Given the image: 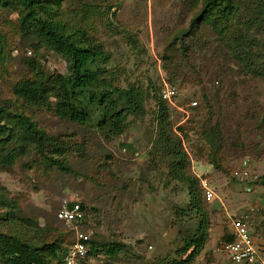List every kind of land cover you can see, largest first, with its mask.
I'll use <instances>...</instances> for the list:
<instances>
[{"label": "rangeland", "instance_id": "rangeland-1", "mask_svg": "<svg viewBox=\"0 0 264 264\" xmlns=\"http://www.w3.org/2000/svg\"><path fill=\"white\" fill-rule=\"evenodd\" d=\"M236 2L244 17L259 24L264 0ZM201 7L193 0L64 4L67 31H85L109 57L100 65L106 70L103 87L134 88L142 95L144 111L128 115L116 134L99 127L97 114L86 125L63 118L52 94L40 106L15 95L23 81L50 84L66 75L67 62L46 49L34 50L37 43L23 37L18 14L0 10V107L24 114L52 139L43 158L22 135L10 142L0 138L1 234L36 247L59 241L66 249L75 231L57 214L81 202L88 224L82 230H93L101 246L121 248L116 257L96 254L91 264H183L196 233L207 241L187 264H232L222 251L232 221L242 220L254 236L262 235L264 70L244 67L208 25L189 36ZM260 27L251 32L262 42L254 54H264ZM31 61L43 70L40 75ZM164 83L177 89L174 104L181 110L160 105ZM192 103H198L196 109ZM162 114L187 155L180 163L183 171L207 180L214 190L212 202L202 195V212L189 207L187 185L170 176L177 163L166 147L163 134L169 131L161 130ZM205 128L219 134L218 146L203 138Z\"/></svg>", "mask_w": 264, "mask_h": 264}, {"label": "trees", "instance_id": "trees-1", "mask_svg": "<svg viewBox=\"0 0 264 264\" xmlns=\"http://www.w3.org/2000/svg\"><path fill=\"white\" fill-rule=\"evenodd\" d=\"M66 2L67 0H0V10L18 14L20 32L23 37L37 43V46H33L34 50L46 49L61 56L67 62L66 75L50 79V84L38 79L23 81L16 86L15 95L27 104L40 106L47 104L49 95L52 94L57 100L56 110L63 118L75 124L86 125L92 121L93 114H97L99 127L108 128L113 134L120 133L128 115H140L144 111L142 95L134 88L109 90L103 87L101 77L105 75L106 70L100 65L107 64L109 57L100 46L91 42L85 31L81 32L71 28L67 31L63 14ZM193 3L202 7L199 17L191 26L192 32L189 36L196 34V29L200 25H208L214 32L213 36L219 39L224 47L235 56L239 55L244 67L251 69L254 73L259 69L264 70V54L253 52L254 49L256 51L259 49V44L262 42L251 33L253 30L260 31V25L264 26V15H259V25L257 21L253 23L248 16L244 17L240 13L236 0H193ZM34 62H29V66L36 69V73L40 75L43 70ZM205 98L207 101L206 96ZM160 105L165 107L164 102ZM161 118L163 125L161 130L163 133L169 131L168 134H163L168 135L166 147L172 150L171 155L176 158L177 163L172 165L170 176L187 185L190 198L189 207L202 212L204 192L201 180L183 171L180 163L187 159V155L180 146V140L178 141L170 130L166 114H162ZM203 133L206 142H209L212 147L218 146L221 141L219 134L207 128ZM18 135H22L25 140L35 146L43 158H47L45 148L52 142V139L40 131L35 123L24 114H15L0 107V138L10 142ZM170 137H174L175 140ZM54 162L59 164V161ZM82 208L85 212L83 205ZM84 226L88 227L87 217L81 230ZM200 227V231L204 229L201 224ZM206 241L205 235L199 236L196 233L192 236L185 250L190 254L183 264L199 256ZM231 241L233 238L229 234L226 242ZM68 248L63 249L59 241L36 247L16 237L0 233L2 264H62ZM91 252V258L100 253L116 257L121 252V248L101 246L93 239Z\"/></svg>", "mask_w": 264, "mask_h": 264}, {"label": "built area", "instance_id": "built-area-1", "mask_svg": "<svg viewBox=\"0 0 264 264\" xmlns=\"http://www.w3.org/2000/svg\"><path fill=\"white\" fill-rule=\"evenodd\" d=\"M177 95L175 87L164 83L161 90V97L164 101L175 106L173 100ZM197 105V103L191 104L192 107H197ZM240 179L245 180L246 176L241 175ZM201 184L206 200L213 201L215 193L211 184L204 179L201 180ZM57 218L75 231L73 244L68 248V253L62 264H91V243L94 232L93 230H81L86 218L81 202H74L71 207L61 210L57 214ZM231 228L234 240L223 245L224 256L233 264H264V251L257 248L246 225L237 220L232 223Z\"/></svg>", "mask_w": 264, "mask_h": 264}, {"label": "crops", "instance_id": "crops-1", "mask_svg": "<svg viewBox=\"0 0 264 264\" xmlns=\"http://www.w3.org/2000/svg\"><path fill=\"white\" fill-rule=\"evenodd\" d=\"M250 233L252 234L254 241L256 242V246L259 250L264 251V231L262 235L254 236V232H252V229H250Z\"/></svg>", "mask_w": 264, "mask_h": 264}, {"label": "clouds", "instance_id": "clouds-1", "mask_svg": "<svg viewBox=\"0 0 264 264\" xmlns=\"http://www.w3.org/2000/svg\"><path fill=\"white\" fill-rule=\"evenodd\" d=\"M162 86V85H161ZM162 90V89H161ZM176 98H177V96H176ZM176 98L173 100V103L175 102V100H176ZM160 99H161V101L162 102H164V103H167L169 106L171 105L170 103H168V102H166V101H164L163 99H162V97H161V92H160ZM198 104V103H197ZM173 106V105H172ZM198 106V105H197ZM174 108H176V109H179V108H177L176 107V105L175 106H173ZM191 108H195V107H192L191 106ZM179 110H181V109H179ZM200 180H202L201 178H200ZM201 186H202V184H201ZM203 189V188H202ZM204 192V191H203ZM204 199L206 200V198H205V195H204ZM215 199V198H214ZM206 202H208L207 200H206ZM212 202V201H211ZM82 204V203H81ZM86 213V212H85ZM234 221H237V220H234ZM234 221H232V223L234 222ZM240 221H242V220H240ZM243 222V221H242ZM63 223V222H62ZM243 224H245L244 222H243ZM246 227H247V225H246ZM232 228L230 227V232H229V234L232 236V238H233V240H234V236L232 235V230H231ZM247 229L249 230V228L247 227ZM249 232H250V230H249ZM251 234V233H250ZM252 235V234H251ZM253 237V236H252ZM231 242H233V241H231ZM226 243H228V242H226ZM256 243V242H255ZM227 259V258H226ZM228 260V259H227ZM228 262L229 263H232V262H230L229 260H228ZM233 264V263H232Z\"/></svg>", "mask_w": 264, "mask_h": 264}]
</instances>
